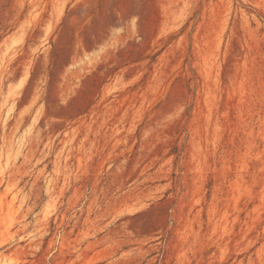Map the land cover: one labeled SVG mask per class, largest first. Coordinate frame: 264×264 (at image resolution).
Here are the masks:
<instances>
[{
  "label": "rangeland",
  "instance_id": "rangeland-1",
  "mask_svg": "<svg viewBox=\"0 0 264 264\" xmlns=\"http://www.w3.org/2000/svg\"><path fill=\"white\" fill-rule=\"evenodd\" d=\"M0 264H264V0H0Z\"/></svg>",
  "mask_w": 264,
  "mask_h": 264
}]
</instances>
